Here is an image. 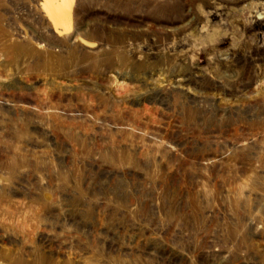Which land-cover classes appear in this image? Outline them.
Returning a JSON list of instances; mask_svg holds the SVG:
<instances>
[{
    "label": "rangeland",
    "instance_id": "374dc122",
    "mask_svg": "<svg viewBox=\"0 0 264 264\" xmlns=\"http://www.w3.org/2000/svg\"><path fill=\"white\" fill-rule=\"evenodd\" d=\"M0 264H264V0H0Z\"/></svg>",
    "mask_w": 264,
    "mask_h": 264
},
{
    "label": "bare ground",
    "instance_id": "6f19581e",
    "mask_svg": "<svg viewBox=\"0 0 264 264\" xmlns=\"http://www.w3.org/2000/svg\"><path fill=\"white\" fill-rule=\"evenodd\" d=\"M69 2L71 5L72 1ZM49 11L58 25L64 27L68 31L72 30V21L69 11L68 13H66L65 11H63V8H61L60 5L55 6L54 4H49Z\"/></svg>",
    "mask_w": 264,
    "mask_h": 264
}]
</instances>
